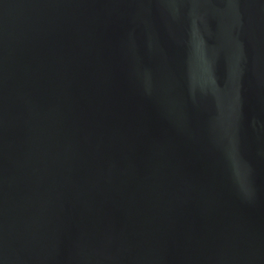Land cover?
Instances as JSON below:
<instances>
[{
	"label": "water",
	"instance_id": "obj_1",
	"mask_svg": "<svg viewBox=\"0 0 264 264\" xmlns=\"http://www.w3.org/2000/svg\"><path fill=\"white\" fill-rule=\"evenodd\" d=\"M0 264H264V0H0Z\"/></svg>",
	"mask_w": 264,
	"mask_h": 264
}]
</instances>
